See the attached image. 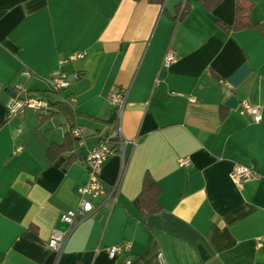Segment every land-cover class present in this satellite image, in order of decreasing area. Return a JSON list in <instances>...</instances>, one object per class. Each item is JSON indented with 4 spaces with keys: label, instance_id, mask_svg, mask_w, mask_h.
Returning a JSON list of instances; mask_svg holds the SVG:
<instances>
[{
    "label": "crops",
    "instance_id": "obj_1",
    "mask_svg": "<svg viewBox=\"0 0 264 264\" xmlns=\"http://www.w3.org/2000/svg\"><path fill=\"white\" fill-rule=\"evenodd\" d=\"M237 1L0 0V264H264V0H249L254 26L233 29ZM169 49L177 60L164 66ZM76 52L84 58L61 63ZM61 73L69 86L54 92ZM120 90L135 142L105 160V192L58 253L49 239L79 205L89 151L118 126ZM29 98L49 106L10 113ZM237 164L256 176L237 183ZM146 178L161 208L143 214Z\"/></svg>",
    "mask_w": 264,
    "mask_h": 264
},
{
    "label": "built area",
    "instance_id": "obj_2",
    "mask_svg": "<svg viewBox=\"0 0 264 264\" xmlns=\"http://www.w3.org/2000/svg\"><path fill=\"white\" fill-rule=\"evenodd\" d=\"M84 56V52H76L73 53L69 59L61 61V63L67 62L68 60L81 59L84 58ZM176 60L177 57L175 53L169 49L163 59V65L170 66L176 62ZM50 85L54 92H59L69 86V80L66 74L61 73L50 79ZM126 98V90L117 91L111 96V102L116 106L115 109L119 120L118 126L107 137L102 139L96 147L91 149L87 155L86 167L88 171V179L84 184L79 186V205L77 208L69 209L62 214L61 219L68 224V229H55L48 242L49 246L58 253L63 250L65 243L75 226L76 216H87L90 214L95 209L92 199L105 192L101 178V172L105 160L113 154H118L124 159L126 146L129 143L135 142V140H129L124 137L120 123ZM74 101V97H70L68 100L70 104H73ZM239 105L243 113L252 115L256 121L262 119L261 108L250 102L248 99H242ZM48 106V102L44 99H15L10 105L9 110L11 114H15L22 111L24 108L42 110ZM83 131L84 130L81 126H75L71 129V133L78 139L80 144L84 143ZM17 132L20 133L21 129L18 128ZM17 149L20 151L22 147L18 146ZM188 163L189 159L187 157L179 159V166L181 167L188 165ZM256 174V171L252 167L244 164H237L232 171V177L237 183L248 181L255 177ZM117 191L118 184L113 186L111 192L109 193V197H113L114 201H117ZM122 251L123 246L119 244L107 248V252L111 258L116 257ZM161 256L162 254L160 255V258ZM130 262V260L127 261V263Z\"/></svg>",
    "mask_w": 264,
    "mask_h": 264
},
{
    "label": "trees",
    "instance_id": "obj_3",
    "mask_svg": "<svg viewBox=\"0 0 264 264\" xmlns=\"http://www.w3.org/2000/svg\"><path fill=\"white\" fill-rule=\"evenodd\" d=\"M252 7V2L249 0H238L237 1V16H236V22L234 24L233 29H239L242 27L247 26H254L255 23H253L250 20V10ZM157 187L154 181H149L147 178L145 180L144 188L141 192V194L136 199V204L138 208L141 210L143 214H146L148 212H155L159 211L161 206L156 200V193L154 191V188ZM156 204L155 206H149V204Z\"/></svg>",
    "mask_w": 264,
    "mask_h": 264
},
{
    "label": "water",
    "instance_id": "obj_4",
    "mask_svg": "<svg viewBox=\"0 0 264 264\" xmlns=\"http://www.w3.org/2000/svg\"><path fill=\"white\" fill-rule=\"evenodd\" d=\"M250 72V69L247 65H244L243 67H241L234 75L233 77L230 79V82L233 85H238ZM237 103V99L236 97H231L228 100V104L230 105H235ZM202 254L204 255L203 249L201 248V246H199Z\"/></svg>",
    "mask_w": 264,
    "mask_h": 264
}]
</instances>
